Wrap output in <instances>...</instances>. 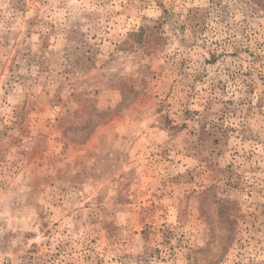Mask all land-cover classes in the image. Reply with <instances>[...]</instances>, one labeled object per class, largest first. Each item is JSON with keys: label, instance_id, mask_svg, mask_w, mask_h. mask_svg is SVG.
Returning <instances> with one entry per match:
<instances>
[{"label": "rangeland", "instance_id": "1", "mask_svg": "<svg viewBox=\"0 0 264 264\" xmlns=\"http://www.w3.org/2000/svg\"><path fill=\"white\" fill-rule=\"evenodd\" d=\"M0 264H264V0H0Z\"/></svg>", "mask_w": 264, "mask_h": 264}]
</instances>
